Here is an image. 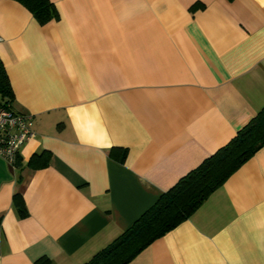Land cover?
Here are the masks:
<instances>
[{
    "label": "crops",
    "instance_id": "1",
    "mask_svg": "<svg viewBox=\"0 0 264 264\" xmlns=\"http://www.w3.org/2000/svg\"><path fill=\"white\" fill-rule=\"evenodd\" d=\"M50 1L39 23L0 0L34 123L19 164L0 157V264L90 260L264 108V0ZM126 264H264V146Z\"/></svg>",
    "mask_w": 264,
    "mask_h": 264
},
{
    "label": "trees",
    "instance_id": "2",
    "mask_svg": "<svg viewBox=\"0 0 264 264\" xmlns=\"http://www.w3.org/2000/svg\"><path fill=\"white\" fill-rule=\"evenodd\" d=\"M32 12L39 23L56 17L57 11L50 0H18ZM11 87L0 60V99L11 106ZM264 146V108L252 117L228 143L218 148L145 210L117 238L95 253L83 264H126L179 222L190 216L202 202L217 189L242 163ZM48 154L43 151L29 160L31 166H41ZM18 155L16 156L15 165ZM13 204L20 217L27 215L20 195L13 196ZM1 221V216H0ZM37 264H42L38 260Z\"/></svg>",
    "mask_w": 264,
    "mask_h": 264
},
{
    "label": "built area",
    "instance_id": "3",
    "mask_svg": "<svg viewBox=\"0 0 264 264\" xmlns=\"http://www.w3.org/2000/svg\"><path fill=\"white\" fill-rule=\"evenodd\" d=\"M33 118L0 99V157L15 166L18 150L33 135Z\"/></svg>",
    "mask_w": 264,
    "mask_h": 264
}]
</instances>
